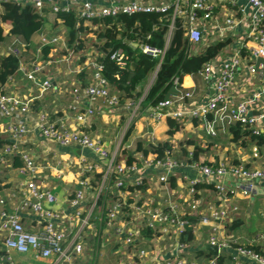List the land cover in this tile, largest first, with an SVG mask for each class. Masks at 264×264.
Here are the masks:
<instances>
[{
	"label": "built area",
	"instance_id": "1",
	"mask_svg": "<svg viewBox=\"0 0 264 264\" xmlns=\"http://www.w3.org/2000/svg\"><path fill=\"white\" fill-rule=\"evenodd\" d=\"M208 1L194 0L183 7L181 2L170 5L153 0H0V26L4 28V36L9 37L8 41L0 44V53L19 59L18 71L9 78V82L14 83L16 76H22L31 84L26 95L9 91L7 85L0 92V166L16 168L19 175L27 178L7 198L0 197V205L20 199V209L37 220L36 229L28 230L18 213L0 211L1 251L5 253L0 255V264H13L10 252H34L39 258H54L53 264H73L84 253L86 237L95 230L99 234L100 219L95 218L93 221V217L103 189L108 190L114 200L107 208L102 235L113 236L120 248L122 257L117 264H199L188 258L193 246L181 241L189 225L188 218L196 215L199 223L195 236L199 232L198 228L208 227L207 243L218 245L219 254L232 246L229 242L220 241L221 226L217 223L218 220L229 221L238 210L226 204L229 196L237 192L236 188L227 184V180L231 177L244 182L246 185L240 192L248 196L256 190L257 182L264 183V170L250 169L242 163L211 166L201 161L189 162L188 159L193 160L194 157L192 151L184 161L177 159L173 149L164 158H158L154 153L145 155L137 148L124 145L112 152L105 142L93 137L89 131V123L97 112L106 109L114 113L121 103L120 97L112 92L104 77V68L99 63L100 56L95 48L88 49L83 64L75 65L77 53L68 46L67 31L61 35L48 33L50 36L41 33L29 58L27 54L31 52L33 41L27 44L13 36L11 26L1 21L6 4L30 6L44 19L52 15L54 26L62 24L63 27L62 14H75L86 25H91L95 19L165 13L173 8L167 47L177 17L184 18L186 37L194 46L208 43L205 33L216 35L220 40L227 35L236 37L235 29L243 20L231 16L225 19V25L206 30L203 21L210 18ZM245 1L250 11L247 37L254 45L247 46L241 40L240 47H234L226 53L223 50L203 66L196 75L210 87L211 95L204 100L194 102V91L184 89L182 83L175 81V92L148 109L153 120L171 118L182 124L204 122L210 136H216L217 129L225 130L235 124L246 127L254 135L264 134V0ZM201 11L207 12L204 18L199 15ZM133 43L137 44L140 54L162 63L167 47L159 49L147 43ZM46 46L54 47V53L47 58L43 55ZM61 52L62 55L59 54ZM111 59L120 69H126L131 64V57L123 48L113 51ZM61 65L66 66V69L60 68ZM85 68L91 70L92 77L91 83L83 87L76 78ZM53 69L55 72L67 71L75 76L70 88L55 84L52 75H49ZM116 77L120 78L119 75ZM67 92L72 95V101L65 118L55 121L49 112L42 110L37 114L36 130L52 144L90 152L79 162V181L71 201L77 209L72 216L62 210L60 212L46 207L54 204L57 197L46 186V177L42 176V168L32 151L23 149L27 136L33 131L30 123L33 121L35 101L47 95ZM100 102L103 105H98ZM148 141V145L159 143L156 137ZM253 150L257 157L258 148L254 146ZM125 151L135 158L132 165H128ZM17 159L21 165L15 167ZM94 173L103 174L102 181H96V185L93 184ZM178 176L185 183L183 192L175 188L171 181ZM198 185L212 186L216 193L215 200L210 202L197 197L201 194L197 190ZM90 191L97 192L98 197L83 217V204L88 202L87 192ZM153 191L156 193L153 194ZM67 216L70 220L68 228L64 226ZM71 228L77 229L72 237ZM142 229H150L155 237H144ZM141 243L144 245L140 246ZM232 247L235 264H242L245 259L264 264V255L243 246ZM204 264H218V261L213 257Z\"/></svg>",
	"mask_w": 264,
	"mask_h": 264
},
{
	"label": "crops",
	"instance_id": "2",
	"mask_svg": "<svg viewBox=\"0 0 264 264\" xmlns=\"http://www.w3.org/2000/svg\"><path fill=\"white\" fill-rule=\"evenodd\" d=\"M159 3H166L174 5L177 2H181L185 7L194 0H153ZM208 5L211 10L208 11L210 18L203 21L206 30L213 26L225 25V19L229 16L236 20H243V23L237 26L235 32L236 37H230L227 35L222 39H232V43L226 47L223 53L231 51L234 47H240L239 42L246 43L247 46H252L254 43L247 37L249 32L248 20L250 16L249 7L245 0H209ZM205 16L207 12L203 13ZM201 16V18H204ZM52 17V15H49ZM50 36V34L46 33ZM207 38V42L218 41L220 37L214 35L209 36L204 34ZM33 41V40H32ZM39 42V38H38ZM206 45V43L204 44ZM33 54V44L31 48ZM27 57H31L28 53ZM56 71V70H55ZM58 75H52L56 85H61L66 88H70L71 83L74 80V75L69 74L67 71H57ZM155 78L151 76L144 89L143 97L146 95L149 87L153 83ZM83 87L88 86L91 83V73L85 76L84 79L80 76L76 78ZM182 86L185 89H190L195 93L194 102H199L211 95L210 87L203 81L199 75L185 76L182 82ZM30 82L25 80L22 76H16L14 83L9 82L7 89L15 92L19 95L28 94ZM175 92L173 88L172 93ZM171 93V94H172ZM170 94V95H171ZM169 95V96H170ZM72 101V95L67 93L51 94L45 96L43 99L35 101L33 106V121L30 123L33 127V131L26 138L27 143L24 144L23 149L31 150L36 162L42 168V176L46 177V186L56 195L57 200L54 204H48L46 207L55 209L56 211L62 210L68 216H72L76 209L72 206V199L77 190V183L79 181L78 167L79 162L86 154L90 155V152L82 150L80 148H65L56 144H52L46 141L40 133L36 130L37 114L45 110L49 112L52 119L58 121L65 118V114L68 113V106ZM123 105V114H120V109L115 110L114 113H109L106 109L97 112V115L92 118L89 123V131L93 137L100 138L106 143L108 148L114 152L116 148L121 146H129L134 149L137 148L139 141L143 142L142 145L148 146L149 139L156 137L159 142H169L173 146L174 155L177 159L182 161L187 159L190 151L194 154L195 145L200 146V155L198 160L203 163H209L213 166L219 164L235 165L242 163L250 169H262L264 170V151L259 150V154L255 157L253 146L243 147L232 140V135L228 129H217L216 136H210L207 132V127L204 122L194 121L186 124H182L173 119L165 118L163 120L155 121L152 119L148 110L139 112V105L132 100H126ZM86 104V102H84ZM136 104V105H135ZM98 105H103L100 102ZM129 105V106H128ZM127 112L130 113V118L126 120ZM73 115V114H72ZM134 116V118H133ZM170 121L174 123L171 126ZM133 128L128 139L126 134L131 128ZM178 126L179 129L176 130ZM175 130L174 135H170V131ZM191 142V143H189ZM144 147V148H145ZM176 148V149H174ZM17 161V160H16ZM16 161L14 163L15 167ZM20 161V160H19ZM180 173L179 175H181ZM21 175L18 174L16 168H8L0 166V197L7 198L8 195L17 188L18 184L23 181ZM174 187L185 191L184 181L180 176L174 178ZM227 184L236 188V194L229 196L226 202L228 207L238 208L237 212L232 215L229 221L219 220L221 229L219 232V239L221 242H229L232 246H250L257 248L258 252L264 255V183L257 182V188L250 195L245 196L241 194V190L245 187V183L235 178H228ZM155 188V186L153 185ZM211 197V201L215 200V192L211 186L205 185L201 191ZM156 192L153 191V194ZM88 202L83 204V210L85 216L92 202H95L98 197V193L94 191L87 192ZM5 210L9 213H18L24 223V226L28 230H35L37 227V220L32 216L30 218L26 211L20 209V199L16 202L7 201L6 205H0V211ZM61 212V211H60ZM67 216V217H68ZM67 228L70 227V220H65ZM233 223H238V227L234 231L229 230V226ZM72 235L76 234L77 229L71 228ZM199 232L196 234L195 242L192 244L193 250L188 257L190 261H196L199 264H204L210 259L208 255H199V250H204L206 244H208L210 228L203 227L197 229ZM100 234V233H99ZM95 230L92 236H87L85 241L84 253L73 264H117L121 255L120 248L116 249L115 239L111 244L105 245V239L103 235L100 236ZM98 236L96 240L95 237ZM98 246L97 251L94 249V245ZM93 246V247H92ZM118 246V245H117ZM224 249L219 256H222V262L218 264H235L232 255L234 253L233 247ZM0 250L3 249L2 242L0 241ZM206 251V250H204ZM208 252V251H206ZM211 254L210 252H208ZM212 255V254H211ZM10 257L13 260V264H53L54 258L44 259L39 258L36 253L30 252L29 254H19L17 252H10ZM215 257L212 255V258ZM217 258V257H215ZM93 261V262H92ZM242 264H255L251 260L245 259Z\"/></svg>",
	"mask_w": 264,
	"mask_h": 264
},
{
	"label": "trees",
	"instance_id": "3",
	"mask_svg": "<svg viewBox=\"0 0 264 264\" xmlns=\"http://www.w3.org/2000/svg\"><path fill=\"white\" fill-rule=\"evenodd\" d=\"M173 13L174 9L171 8L165 13L120 15L116 19H95L92 21L91 25H86L84 21L79 19L75 14H62L60 18L63 20L64 26L67 29L68 46L71 50L81 54V63L83 64L85 62L88 49L90 47L95 48L100 56L99 63H101L104 68V77L108 80L112 92L117 94L122 93V102L129 99L132 100L139 105L138 111L142 112L156 106L169 97L173 91L175 81L182 83L185 76L197 74L207 62L220 55L222 51L232 43V39H221L218 41H210L206 43V45L200 44L194 46L186 37L184 18L177 17L175 18L174 29L167 47V35L169 34L170 26L173 21ZM203 13L205 12L201 11L199 15L203 16ZM1 21L3 24L11 26V34L13 36L20 38L27 44H31L34 36L42 32L46 19L30 6L6 4L4 13L1 15ZM91 34L95 37L90 38ZM8 39L9 37L4 36V28L0 26V44L8 41ZM126 39L139 44L147 43L159 49H165V47H167L162 63L159 64L158 60L147 58L140 54L138 48L135 50L124 43ZM90 41L92 42L90 43ZM119 48H123L131 57V64L126 69H120L111 59L112 52ZM53 53V46H46L43 48V55L45 58ZM133 63L136 64L134 69L132 68ZM18 68L19 59L14 56H6L0 53V92L4 91V88L9 82V78L17 73ZM156 71L157 74L154 82L143 97L145 86ZM89 73H91V70L85 68L78 76L84 79ZM132 73L134 75L130 79ZM116 75H119L120 78L118 79ZM170 124L174 126L172 121H170ZM130 125L131 128H129L126 134L127 139L133 128L132 123H130ZM177 129H179L178 126L176 127V130ZM229 132L232 135L233 142L236 144L243 147L256 146L261 152L264 151V134L254 135L251 130L240 124L231 126ZM169 133L170 135H174L175 130L171 129ZM142 143L143 142L139 141L137 144V149L139 151H143L145 155L154 153L158 158L166 157L167 152H171L173 149L172 144L169 142H159L156 145H148L147 147H145V145L143 146ZM199 147L200 146L195 145L196 153L194 154L193 160L187 158L189 162L199 161ZM125 153L128 165H132L135 158L132 154L126 151ZM204 164L211 165L207 162ZM16 165H21L18 159ZM93 176L94 185H96V181H102L103 174L94 173ZM114 178L115 176L113 179ZM171 181L175 184L174 178ZM204 186L205 185H198L197 190L201 191ZM211 188L213 189L212 186ZM197 197L205 201H211V197L202 193L197 195ZM113 200L114 198L110 192L104 189L98 197L97 210L93 217V221H95V218L100 219V234L98 236L104 231L107 208ZM188 219L189 225L186 227L181 241L191 246L196 239L195 229L198 226L199 217L196 215ZM238 226V223H233L228 228L230 231H234ZM142 232L143 236L146 238L152 239L155 237V234L150 229H142ZM91 236L92 234L90 237ZM98 236H93L95 237L94 240H96ZM107 237L108 236H104L103 238L108 240L106 239ZM143 245L144 244L141 243L140 246ZM243 247L259 253L255 247ZM118 248L119 247L116 245V249ZM197 253H199V255H208V257L212 258V255L204 250H199ZM2 254L5 253L0 250V255ZM216 259L218 262H222L223 257L219 256Z\"/></svg>",
	"mask_w": 264,
	"mask_h": 264
},
{
	"label": "rangeland",
	"instance_id": "4",
	"mask_svg": "<svg viewBox=\"0 0 264 264\" xmlns=\"http://www.w3.org/2000/svg\"><path fill=\"white\" fill-rule=\"evenodd\" d=\"M54 18V17H53ZM54 19H52V17H48V18H46V21H45V24H44V27H43V30H42V32L41 33H43V34H46V33H51V35H61L62 33H64L65 31H67V29L65 28V27H63V25L62 24H59V25H57V26H54ZM40 33V34H41ZM93 37V35H90V38H92ZM38 38H40L39 37V35L37 34V35H35L34 36V38H33V46H34V48L36 47V44L38 43ZM90 40H93V39H90ZM92 41H90V43H91ZM39 46L37 45V48H38ZM34 50V49H33ZM62 54H63V52H61ZM62 54H60V55H62ZM30 55L32 56V53L30 52ZM77 58L75 59V65H77V64H79V63H81V61L79 60V59H82L81 58V54L80 53H77ZM60 68H62V69H66V66H64V65H61L60 66ZM49 75H58L57 74V72H55V70L53 69V70H51V73L49 74ZM155 74H153L152 76H154ZM151 78V77H150ZM155 79V78H154ZM154 82V81H153ZM121 95H122V93H118V96L120 97V99H121V102H122V97H121ZM125 102H127V101H124V102H122V103H120V106H119V108H121L120 109V114H123V111H124V109H122L123 108V105H125L124 103ZM136 105V104H135ZM130 118V113L129 112H127V116H126V120H128ZM133 118H134V116H133ZM106 239H108V240H105V245L106 244H111V242L114 240V238H113V236H111V235H109ZM93 247V246H92ZM97 245H96V243H95V245H94V249H96V251H97ZM76 262V260H74L73 261V263H75ZM93 262V261H92ZM93 264V263H92Z\"/></svg>",
	"mask_w": 264,
	"mask_h": 264
},
{
	"label": "water",
	"instance_id": "5",
	"mask_svg": "<svg viewBox=\"0 0 264 264\" xmlns=\"http://www.w3.org/2000/svg\"><path fill=\"white\" fill-rule=\"evenodd\" d=\"M125 44H127L128 46L132 47L133 49H137L138 46L137 44L133 43L131 40L129 39H126L124 41ZM147 58H151L150 56H146ZM136 67V64L133 63L132 64V68L134 69ZM158 71V70H157ZM157 71L155 73V77H156V74H157ZM133 73L131 74L130 76V79L133 77ZM152 85V84H151ZM150 88V87H149ZM149 90V89H148ZM156 247H158V245L156 244ZM204 250L210 252L213 256L215 257H219V246L218 245H212V244H206L205 247H204Z\"/></svg>",
	"mask_w": 264,
	"mask_h": 264
}]
</instances>
